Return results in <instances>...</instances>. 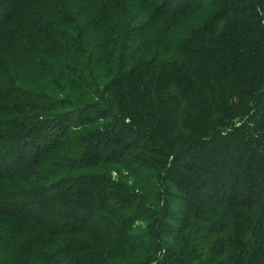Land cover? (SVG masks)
Instances as JSON below:
<instances>
[{"label": "trees", "instance_id": "16d2710c", "mask_svg": "<svg viewBox=\"0 0 264 264\" xmlns=\"http://www.w3.org/2000/svg\"><path fill=\"white\" fill-rule=\"evenodd\" d=\"M0 264H264V0H0Z\"/></svg>", "mask_w": 264, "mask_h": 264}]
</instances>
